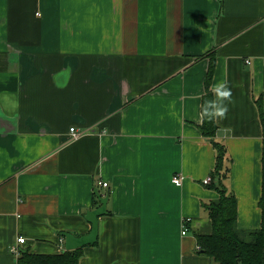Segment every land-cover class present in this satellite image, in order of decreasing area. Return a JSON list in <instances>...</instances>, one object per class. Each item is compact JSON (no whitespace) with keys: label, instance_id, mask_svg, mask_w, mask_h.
<instances>
[{"label":"crops","instance_id":"obj_1","mask_svg":"<svg viewBox=\"0 0 264 264\" xmlns=\"http://www.w3.org/2000/svg\"><path fill=\"white\" fill-rule=\"evenodd\" d=\"M212 56L226 185L238 228L259 230L264 0H0V264H17L20 237L56 255L63 234L88 235L98 194L107 213L79 264H214L197 241L219 198L200 130Z\"/></svg>","mask_w":264,"mask_h":264},{"label":"trees","instance_id":"obj_2","mask_svg":"<svg viewBox=\"0 0 264 264\" xmlns=\"http://www.w3.org/2000/svg\"><path fill=\"white\" fill-rule=\"evenodd\" d=\"M202 59V58H200ZM215 58L212 56L210 69L205 81L206 95L202 100L204 123L200 130L211 141L216 151V166L211 172L208 188L218 193L219 198L205 206L212 221V234H197L198 252L210 257L214 264H264V143H263V179L262 196L259 208L262 211V224L259 230L244 231L238 228V202L234 193L227 187L226 181L231 173V159L227 147L216 140L218 127L215 117L206 114L205 109L214 111V95L211 82L214 74ZM260 119L264 128V110L258 105ZM97 196V195H96ZM96 200V205L100 204ZM84 248L62 251L56 255H34L23 251L19 264H79Z\"/></svg>","mask_w":264,"mask_h":264},{"label":"water","instance_id":"obj_3","mask_svg":"<svg viewBox=\"0 0 264 264\" xmlns=\"http://www.w3.org/2000/svg\"><path fill=\"white\" fill-rule=\"evenodd\" d=\"M99 201L101 203V207L87 212L85 218L92 225L91 232L82 237H76L73 234H63L65 237V246L66 251L77 250L81 248H85L87 246L94 245L98 241L99 236V218L106 215L107 213V204L109 197H101L98 194Z\"/></svg>","mask_w":264,"mask_h":264},{"label":"built area","instance_id":"obj_4","mask_svg":"<svg viewBox=\"0 0 264 264\" xmlns=\"http://www.w3.org/2000/svg\"><path fill=\"white\" fill-rule=\"evenodd\" d=\"M81 136H82V134L78 133L75 128L71 129V138L73 140H78ZM173 183L176 186H181L182 185V178L179 176L175 177L173 180ZM210 183H211V178H208L205 181V184H210ZM99 186H101L103 188L109 187L108 183H105V182H100ZM186 233H187L186 231L183 232L184 235ZM25 243H26V240L24 238L20 237V238H18L17 243L10 248V252L14 256V258L16 259L17 264H19L18 262H19V259L21 258V255H22L21 246L24 245Z\"/></svg>","mask_w":264,"mask_h":264},{"label":"clouds","instance_id":"obj_5","mask_svg":"<svg viewBox=\"0 0 264 264\" xmlns=\"http://www.w3.org/2000/svg\"><path fill=\"white\" fill-rule=\"evenodd\" d=\"M221 89H224V90H221ZM216 91L218 93V97H222L224 99H227L228 97H230V92L226 88H224L223 84L218 85L216 88ZM211 106L214 109V111L210 112L208 108L205 109L206 114H208L210 118L211 117H223L228 110L226 106H219L215 102H213Z\"/></svg>","mask_w":264,"mask_h":264}]
</instances>
